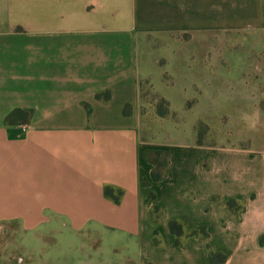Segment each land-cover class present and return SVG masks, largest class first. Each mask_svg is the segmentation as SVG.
Wrapping results in <instances>:
<instances>
[{
	"label": "crops",
	"instance_id": "obj_1",
	"mask_svg": "<svg viewBox=\"0 0 264 264\" xmlns=\"http://www.w3.org/2000/svg\"><path fill=\"white\" fill-rule=\"evenodd\" d=\"M15 110L30 116L6 123ZM146 150L169 153L168 182L142 187ZM174 218L208 237L175 247ZM13 227L22 264H264V0H0Z\"/></svg>",
	"mask_w": 264,
	"mask_h": 264
},
{
	"label": "trees",
	"instance_id": "obj_2",
	"mask_svg": "<svg viewBox=\"0 0 264 264\" xmlns=\"http://www.w3.org/2000/svg\"><path fill=\"white\" fill-rule=\"evenodd\" d=\"M18 30H20L18 28ZM96 99L98 100H107L108 99V93H98L96 94ZM23 115L25 116L26 120L30 116L29 111H21V110H15L11 115H9L6 119V123H11L14 117ZM143 160L150 164L152 166V170L150 172V182H142V187L148 188L150 187L151 183L156 184H162L168 182V171H169V153L167 151H158V150H146L142 154ZM113 191L110 188L104 189V194L107 197H111L114 202H118V198L113 196ZM155 201V193L153 191L148 192L146 198H145V204L149 207H151L150 215L152 216V212L155 214H158V217L153 220L154 223H157L160 219V209L158 206L153 205ZM226 205L228 209L232 210L234 207L237 206V203L233 200H226ZM168 229L171 235L174 237V246L182 248L184 246L185 240L189 238H197V237H203L207 238L208 233L204 226H198L192 230H187L180 219L174 218L171 219L168 223ZM157 232H154V239L153 243L154 245H158L157 240ZM183 239V240H181ZM260 245H264V239L260 238L259 241ZM210 261L211 262H222L225 260V256L223 255H216L213 254L211 251L209 252Z\"/></svg>",
	"mask_w": 264,
	"mask_h": 264
},
{
	"label": "rangeland",
	"instance_id": "obj_3",
	"mask_svg": "<svg viewBox=\"0 0 264 264\" xmlns=\"http://www.w3.org/2000/svg\"><path fill=\"white\" fill-rule=\"evenodd\" d=\"M248 36L253 37V32L251 35L248 34ZM151 99H153V98L151 97ZM156 103L159 106L158 107V114L164 115V113H165L164 104L162 102H159V101H157ZM197 131H198V137L200 139V142H201V140H205V141L210 142V138H213V134H212V132H210V129H207L203 126H200ZM142 182H150V175H149L148 180H143ZM157 217H158V214H155L152 212V216H151L152 221L155 220V218H157ZM19 234H20V231H17V229L14 227L13 228H7V231L5 234L2 231H0V254L6 253L7 256H9V258H10L9 259L10 262H12L13 264H22L23 261L27 260V257L25 258V255L21 254L22 253L21 250L17 249L15 247V245H16L15 240L19 236ZM181 240H183V239H181ZM62 244L63 245L69 244V241L62 242ZM71 244H73V243H70V245ZM66 248H68V250L70 252L69 254H70V256H72L71 258H73L74 254L72 251L73 249H71L72 247H69L67 245ZM132 250L133 249H129L130 252H132Z\"/></svg>",
	"mask_w": 264,
	"mask_h": 264
},
{
	"label": "clouds",
	"instance_id": "obj_4",
	"mask_svg": "<svg viewBox=\"0 0 264 264\" xmlns=\"http://www.w3.org/2000/svg\"><path fill=\"white\" fill-rule=\"evenodd\" d=\"M250 126H252V127L255 126V120L252 122V124Z\"/></svg>",
	"mask_w": 264,
	"mask_h": 264
}]
</instances>
